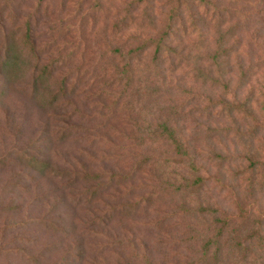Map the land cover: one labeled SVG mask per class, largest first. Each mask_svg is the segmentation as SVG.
Segmentation results:
<instances>
[{"label":"rangeland","instance_id":"374dc122","mask_svg":"<svg viewBox=\"0 0 264 264\" xmlns=\"http://www.w3.org/2000/svg\"><path fill=\"white\" fill-rule=\"evenodd\" d=\"M131 1L0 0V264H200L204 251L242 264L244 252L247 261L264 253L230 239L253 220L264 242V0H138L115 29ZM171 21L179 34L156 59L150 45L132 60L126 89L117 47L156 38ZM230 25L231 71L197 79L191 59ZM25 30L35 51L6 71L7 42ZM42 64L51 74L39 75ZM169 112L180 117L171 122L186 144L182 163L150 131ZM197 174L205 184L190 192Z\"/></svg>","mask_w":264,"mask_h":264},{"label":"trees","instance_id":"16d2710c","mask_svg":"<svg viewBox=\"0 0 264 264\" xmlns=\"http://www.w3.org/2000/svg\"><path fill=\"white\" fill-rule=\"evenodd\" d=\"M99 1H94V4H97L100 7V3H97ZM139 1L132 0L131 1V7L126 10V14L122 16L121 21L114 22V27L119 28L120 24L126 25L127 20H131L133 18L131 11L138 5ZM178 10V9H177ZM175 14V13H174ZM144 17H147L150 19V23L153 24L152 22V14L148 10H144ZM171 16L167 17V20L170 19ZM120 23V24H119ZM173 21L171 23H168V29H163L162 33L156 38H146V40H143L142 42L136 44L135 46H131L127 51L123 52L122 47H117V52L119 53L118 56V62H114L115 66L117 67V72H119V75L117 74V79L119 80V83H121L124 87L129 86L130 82L132 80L133 72L134 69L132 68V60H137V62L141 59V54L144 53V51L150 46L153 45L154 48V56L155 59L158 57V55L163 51L162 48L164 46L165 40L167 37L173 34H179L180 29L177 28V26H174V29L171 30ZM184 29V28H183ZM182 29V30H183ZM219 35L217 36L216 40L213 41L214 46L210 47L209 45H205V48L207 49L208 55L205 58H193L191 59V64H192V69L195 71V77L200 80H206L207 79H214V77H211L210 74L211 72L217 73V75L220 76H226V74L231 71L230 67V61L229 57L231 55V51L233 50V46L230 44H226L227 39L233 35L234 29L230 25L228 26L225 30H221L219 28L218 30ZM35 42L34 40L30 39V33L28 30H25V32L21 33V36L19 40L16 39H9L6 45V50H5V55L2 59V65L6 71H8L10 68H13L14 66L18 65V59L24 52H26V49L28 48L31 51H35ZM170 52L171 51H176L174 47L169 48ZM182 56L183 58L191 57L190 52H186ZM178 59V63H188L187 60L185 62L183 61L184 59ZM203 59V60H200ZM120 60L123 61L120 63ZM187 61V62H186ZM202 61H207L208 62V67H204L202 65ZM52 69L49 65L42 64L40 67V72L39 75L41 74H51ZM35 79H39V77L35 74ZM223 85L227 86V84L223 83ZM127 89V87H126ZM131 94H135L139 96L140 89L136 88H131ZM54 97V95H53ZM226 102V101H225ZM225 107H227L226 111H229L231 108H237L235 104H225ZM222 113V112H221ZM180 118L179 116L172 117L171 112L168 113V119H165L164 121H161L157 124L158 127H151V133L153 135H165L166 138L169 139L170 143L174 147V152L175 155H179V159H174V163H182L183 158L181 156L185 155L187 153V148L186 144L183 142L182 139V134L180 131V128L171 122V120H178ZM254 133V131H253ZM165 165L162 164L160 165L161 169ZM190 166V165H188ZM257 167V164L253 162L251 164V171L253 172L254 169ZM252 177V173L250 175ZM205 184V178L201 174H197L194 179L189 181L188 183L185 184V189H189L190 192H196L198 193L199 190L203 188ZM124 207L126 208H137L138 205L137 203L129 202L124 204ZM199 207L201 209L207 208L206 206H203L201 203L199 204ZM220 209L216 208L215 212L219 211ZM222 214L225 216L222 219L219 218L218 222H221V230L224 229L225 226H227L228 221V213L223 211ZM243 215V213H242ZM247 216H244L246 218ZM247 219V218H246ZM256 222V221H255ZM253 220L249 222L252 224L250 227V232L247 233L244 238H238V236H231V241L233 242L234 247H240L243 249H247L248 245L251 244V242L257 243V246L255 247H260L262 251H264V242H263V235L261 233V224H259L258 227L254 226ZM248 223V224H249ZM220 231V230H219ZM233 233H235V230H232ZM235 235H237L235 233ZM212 239L207 238L205 244L209 245L211 243ZM244 244V245H243ZM250 252H244L240 259H242V264H264V253L260 252L258 256H253V258L250 261H247L250 257ZM258 258L260 260H258ZM219 256L217 253L209 254L204 251L203 256L200 258V264H216L215 262H218Z\"/></svg>","mask_w":264,"mask_h":264}]
</instances>
